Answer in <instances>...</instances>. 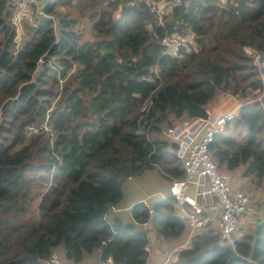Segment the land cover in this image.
Instances as JSON below:
<instances>
[{"label": "trees", "instance_id": "16d2710c", "mask_svg": "<svg viewBox=\"0 0 264 264\" xmlns=\"http://www.w3.org/2000/svg\"><path fill=\"white\" fill-rule=\"evenodd\" d=\"M62 4L88 20L91 38L64 12L56 15L58 27L54 18L35 15L18 44L15 3L0 0V264H47L60 244L73 263L99 249L101 260L147 264L148 232L141 225L150 222L162 238L184 233L172 198L136 202L129 208L133 222L108 221L106 214L129 178L159 169L171 182L183 169L167 142L138 130L150 124L148 131L157 132L171 116L203 115L218 93L262 87L243 47L264 63V0H188L162 24L132 0H60L44 14L55 15ZM188 31L195 50L160 56L163 36ZM155 64L161 83L142 80ZM57 73L69 74L58 95ZM211 148L220 168L243 167V177L264 178L258 103L243 105ZM220 243L219 231L209 228L170 264H264V215L240 231L234 248L240 258Z\"/></svg>", "mask_w": 264, "mask_h": 264}, {"label": "built area", "instance_id": "2783aa9c", "mask_svg": "<svg viewBox=\"0 0 264 264\" xmlns=\"http://www.w3.org/2000/svg\"><path fill=\"white\" fill-rule=\"evenodd\" d=\"M21 7L35 4L36 0H15ZM60 0H47L45 5L58 3ZM135 3H144L148 10L155 16L157 22L162 24L163 17L172 8L183 5L188 0H132ZM225 0H218L223 3ZM15 3V2H14ZM40 16L44 14V8H37ZM13 22L18 26L15 13ZM160 56L178 55L181 52H190L197 48L193 34H177L163 36L160 41ZM151 74L141 76L145 81H159L158 65L150 69ZM67 80V79H66ZM264 78L262 79L263 82ZM65 79H60V82ZM247 88L244 92H221L203 105L204 114L197 116H184L177 118L175 122L165 124L161 130L150 132L142 126L138 132L144 134L147 139H154L157 135L165 140L172 148L183 169V176L173 179L168 183L167 193L162 197L172 198L175 215L187 228L184 244L187 246L194 236L209 228L219 231L221 242L230 244L235 248V242L240 231L256 220L258 210L264 213V205H255L260 199L256 198L254 188L248 184L235 183L232 172L218 166L213 154L211 144L217 134L225 131L227 123L234 118L239 109L246 104L257 102L264 112V82L261 88ZM152 100L147 99L141 111L143 116L149 112ZM48 130L45 122L42 126ZM37 130L34 129L33 132ZM149 199V198H148ZM147 206L149 201L142 200ZM111 209L116 210L114 207ZM149 253V245L144 247ZM47 264H68L53 253ZM101 264H115L111 256L102 259Z\"/></svg>", "mask_w": 264, "mask_h": 264}, {"label": "rangeland", "instance_id": "374dc122", "mask_svg": "<svg viewBox=\"0 0 264 264\" xmlns=\"http://www.w3.org/2000/svg\"><path fill=\"white\" fill-rule=\"evenodd\" d=\"M41 4H43L45 2V0H40ZM13 2H15V13L17 15V22H18V31H17V41L18 44H21L22 41L28 37V33L24 28V25L29 26L30 24H32L33 22V18L35 17V15H38L37 13V5L36 4H31L27 7H21L19 6V4L16 3L15 0H13ZM56 14H52L51 16H53L54 21L58 27L57 21L58 19L56 18V15L59 13H64V12H68V14L70 16H75L78 20L81 21V32L83 33V35L85 37L91 38V36H93V31H92V27L91 24L88 22V20L84 17L81 18V16L78 14V12H76L73 8H71V6L66 5V4H62V5H58L56 7ZM32 21V22H31ZM186 34H193L190 31H188ZM243 51L244 53L251 57L252 60V64L256 66V69L258 70V78L262 79L264 78V70H263V65L264 63H262V56L261 54L255 52V50L252 47L249 46H244L243 47ZM52 64L54 63V60L52 59ZM57 66V65H56ZM58 69L60 70V67L57 66ZM54 68V67H53ZM70 71H68V73H70ZM69 74H66L64 76L60 75V73H57V78H58V83L56 86V90L57 91V95L59 94V92L61 91L63 84L65 83L66 79L68 78ZM60 79H65V81L60 82ZM264 82V80H263ZM251 88V87H250ZM256 88H252L251 90H255ZM54 103V102H53ZM47 119V125H48V129L50 128V121H49V117H46ZM177 118L174 117H170V122L173 123L176 121ZM165 125V124H164ZM229 133L231 131L232 134L236 133V130L234 128H230V130H228ZM157 140L159 141H165L162 138H160L159 136L157 137L154 136ZM166 142V141H165ZM169 151L173 153L172 148H169ZM157 174L159 175V173L161 171H159V169L157 170ZM242 170H238L237 172H234V179H243L244 181H242L241 183L244 184H248L250 186H252L254 188V192L256 195V198H259L260 201L259 203H256L255 205H264V178H255V177H243L242 176ZM147 176L146 174H143L141 176H138L136 178H140L141 180H144ZM160 176V175H159ZM163 180V188L164 191L167 190L168 187V183L165 179ZM162 185V183L157 182V188H160ZM135 186L134 183L131 180H126L123 185H122V190H123V196L122 199L119 201V203L117 204L118 208H121L119 212H117L114 216H119L123 222H133L130 213H129V208H125L131 201H133V199H137L140 196H147L150 191L152 189H154V187H148L147 190H143L142 192H140L139 190H135ZM164 193V192H163ZM150 199H148L149 201ZM37 201L36 200L33 204H32V210H33V214H35L36 212V205H37ZM142 201V200H140ZM135 203V202H134ZM114 213L109 210L106 214V219L108 221H110L114 216H112ZM147 229L148 232V245L150 248V251L148 253V259L147 262L150 263H162L163 264H167V262L164 263V261L169 260V256L171 253H173L171 255V259L169 261L168 264H170L172 262V260L175 258L176 253L178 250H176L175 252H173L172 249H176L179 248L182 244V241L184 240V236H180L177 238H168V239H164L162 237H158L155 234V231L153 229V226L151 225V223L149 222V224H147V226L145 227ZM251 228V227H250ZM186 230H184L185 232ZM180 249V248H179ZM55 254H57V256L65 261L68 264H75L69 260H67L65 258V251H64V247L63 245H58L56 247V252H54ZM99 254V249H95L90 255H88V259L91 261V264H99V260L100 258L98 257Z\"/></svg>", "mask_w": 264, "mask_h": 264}, {"label": "crops", "instance_id": "0c3cea01", "mask_svg": "<svg viewBox=\"0 0 264 264\" xmlns=\"http://www.w3.org/2000/svg\"><path fill=\"white\" fill-rule=\"evenodd\" d=\"M46 2H47V0H45V2L43 4H41L40 0H36L35 4L37 5V8H44L46 6L45 5ZM239 169L243 171V167H239V168H237V169H235L233 171H230V172H232L233 181L235 183L244 184V183H241L242 181H244L243 179H239V180L238 179H234V172H237ZM157 173L158 172H157L156 169H151V170H148V171L143 173V174L147 175V176H144V177H146L144 180H141L140 178H136V177H131V178L128 179V180H131L134 183V186L136 188L135 190H139L140 192H142L143 190H147L148 187H151V188L154 187V189H152L147 196H140L137 199H133V201H131L126 207H124V209L125 208H130L133 204H135L136 202H139L140 200H146L147 199V201H148V198L150 199L148 203H152L156 199H159L160 197H162V194L167 193V190L164 191V188H163V183H164L163 180H162L163 178L161 176H159ZM157 182L162 183L160 188L156 187L157 186ZM172 204H173V202H172ZM114 208L116 210L110 209L114 213L112 216H114L121 209V208H118L117 205ZM173 210L175 212L174 204H173ZM257 210H258L257 217H260L261 215H264V213H261V211H259V209H257ZM147 224H149V222H147L146 224L141 225V228L146 229L145 227L147 226ZM185 230L186 231L182 234L184 236V240L182 241V244L179 247L180 249L181 248H186V247L189 246V244L187 246L184 244V242H185V234L188 231L186 227H185ZM172 238H177V237H172ZM164 239H168V238H164ZM179 248H176V249L174 248L172 250H173V252H175L176 250H180ZM55 252H56V249H55ZM172 254L173 253L170 254V256L168 258L169 260L164 261V263L170 261ZM98 257L100 258V250H99ZM101 261L102 260L100 259L99 260V264H101ZM75 264H91V261L88 259V256H86L83 260H81L80 262H77ZM147 264H149V263L147 262ZM150 264H156V263H150ZM157 264H163V262L162 263H157Z\"/></svg>", "mask_w": 264, "mask_h": 264}, {"label": "water", "instance_id": "95a60500", "mask_svg": "<svg viewBox=\"0 0 264 264\" xmlns=\"http://www.w3.org/2000/svg\"><path fill=\"white\" fill-rule=\"evenodd\" d=\"M41 65L38 66L37 68V73L41 72ZM205 234V231L201 232V235ZM222 246L226 247L231 253H230V257L232 258H240V256L238 255V253L235 251V249L228 243L225 242H221L220 243Z\"/></svg>", "mask_w": 264, "mask_h": 264}]
</instances>
